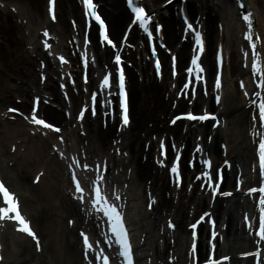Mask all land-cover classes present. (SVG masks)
<instances>
[{"label": "bare ground", "instance_id": "6f19581e", "mask_svg": "<svg viewBox=\"0 0 264 264\" xmlns=\"http://www.w3.org/2000/svg\"><path fill=\"white\" fill-rule=\"evenodd\" d=\"M57 1L56 20L58 22L55 21L54 23L49 19V15L44 9V0H0V105L3 106L4 110L13 107L11 103L14 102V99L21 98L22 103H16V105L20 110H23V116L28 117L31 113L29 102L32 104L36 97H39L40 100H49L51 105H47L43 101L40 107L41 111L48 118L55 120L64 127L63 140L59 142L58 138H54L56 135L52 136L53 134L33 135L32 131L35 130L22 117L15 116V121H13L10 118L7 119L10 115L5 114L3 117L5 119H0V165L5 172L3 178L20 193L22 199L24 198L22 207L31 214V217L35 218L37 226L35 223L33 225L38 233L46 236L47 247L45 251L49 255V262L51 263L54 259L56 264H84L82 253H79L77 234H74V229L75 227L79 229L82 223H85V218H83L77 203L74 204L71 197L65 194L69 176H66L63 158L59 159L56 155L57 153H63V155L71 153L73 156L75 154L81 156V162L93 163L101 160L103 162L106 159L109 165L106 171L107 180L111 179L110 172L114 171L116 167L118 169L122 167V171L125 173L120 172L119 169L118 176H112L114 182L120 184L119 190H124L126 181L130 183L126 191L129 196L126 211L129 214V221H132L136 237L140 238L145 235L146 242L140 249L142 252L143 250L146 252L145 264H149L147 259L149 256L152 259L151 264H168L162 263L161 260L165 254V259H168L170 255L177 256L178 259L173 264H182V262L187 264L185 247L188 242L189 230L185 224L191 212L195 215L200 210L204 212L210 210L218 220H222L221 224L226 223V227L222 226L224 240L217 243V248L221 254L232 255L231 264H241L243 260L237 253L245 251L251 246L252 241V238L246 235V231L239 221L240 211L238 209L244 207V202L241 203L239 199H228L226 203L230 205L225 203L226 206H224V201H219L210 206L204 194L205 190L198 189L197 184L194 185L191 192L189 189L186 190V183L189 180L186 177L180 191L177 188H172L167 179V173L159 170L154 162H151L155 153V146L157 143L159 144L158 140L152 141L150 149L146 152L144 150L146 140L153 133L157 134L158 139L162 137V131H165L173 134L178 144L186 142L184 149L186 156L190 152L191 137L201 132L204 135L211 133V130L204 125L194 128L190 123L186 124V132H183L184 121L171 127H168L165 122V127L159 128V124L164 122L163 119L168 114L174 111L180 114L188 105L182 99L176 100L175 92L170 87L172 84L181 86L180 81L182 79L178 76L174 82L171 80L169 73L170 55L160 49L163 54L164 77L157 81L155 74L150 71L152 64L148 63L147 46L144 43V38L138 35V31L132 29L131 37L128 39L134 46L135 52L127 50L124 47L126 43L121 41V34L131 20L125 6V0H97L100 9L110 23L112 35L116 37L118 49L122 47L125 56L128 52L127 61L134 60L137 70H140L139 75H137L134 69L127 68L130 88V114L133 120L131 127L120 134L115 131V124L118 119H114L113 123L108 121L107 126L104 127L102 115L101 120L86 115L82 124L78 123L72 126V122L77 118L79 106L85 101L87 94L83 92L82 83L78 81L77 88L80 89V92L75 94L70 89V103L63 98V93L58 88L55 77L57 75L56 78L60 81L64 80L61 78V72L58 69L59 64L52 59V54L54 52L59 54L61 51L70 53L72 50H75V53L76 51L77 53L86 52L93 62L87 70L90 77L89 84H83V86H88L89 90L92 91L100 71L104 72L111 66L109 55L112 54V50L110 48L102 49L97 44L96 28L88 32L84 29L83 13L79 0ZM184 1L174 0L167 3L166 0H144L143 3H146L149 10L155 12L156 18L165 25L163 29V43L167 45L165 50L168 49L169 53L178 55L177 62L180 68L185 65L192 43L189 36L186 37V41L182 42L181 40L183 24L175 14V12L179 14V8H184L192 21L198 18L203 23L207 42V54L203 62H205L208 70L214 72L215 67L214 62H211L212 52L210 50H213L218 44L223 47L226 57L222 89L224 98L222 103L215 107V110H218L220 115L225 117L226 124L222 122L220 127L216 129V144L217 140L227 144L230 158L233 159L234 163L238 162V165L243 168L244 175L248 176L246 183H252L255 177L251 175L250 164L253 161L254 153L250 145V138L245 132L248 129L249 118L247 117L251 108L245 109V105L254 99L251 95L256 89L253 85L251 86L252 80H248L249 77L251 78L249 62L253 60L251 59L248 40L243 38L244 30L249 29L248 23L246 24L239 19L240 11L237 8L236 0ZM247 5L253 11L250 18L252 28L249 30L254 35H261L262 45L259 48L261 51L263 50L262 53L264 54V0H247ZM177 23L180 24L179 30L176 27ZM74 24L76 25L75 28ZM45 30H47L48 35L44 34ZM46 38L48 41L51 39L55 44L48 51H44L42 48L47 42ZM86 40L89 41V45ZM61 43H63L64 48H61ZM68 59L70 69L76 72L78 76L83 68L80 67L77 57L70 55ZM42 62L43 67L41 66ZM68 69L66 72L71 71ZM41 73H44L43 77H41ZM140 75L142 81L137 80ZM239 79L246 83L244 90L237 86ZM167 92L169 93L168 97ZM198 98L203 97L200 94ZM204 101L208 107L211 106V100L204 99ZM56 104L59 106V110L53 107ZM195 107L200 110L201 102L196 103ZM65 109L70 113L69 120L65 117ZM162 114L164 118H161ZM253 124L251 121L249 127L255 132L259 127L253 128ZM81 130H85V136L80 134ZM114 139L118 140L116 144H112ZM167 142L170 143L169 138ZM13 145L16 147L15 153H11L10 148ZM55 145L58 147L56 154L52 150ZM211 145L212 142L210 145H206L207 149L210 150ZM215 145H212L214 149ZM111 150L115 153H111ZM117 150L121 152L126 150L129 153L128 158L118 157ZM213 153L220 157L221 150H215ZM144 154L147 158L143 162L142 156ZM12 160L14 165L10 167L9 161ZM128 168L132 170L131 174L127 176L126 170ZM42 170H44L43 176L38 186L27 184L28 172L35 173V176ZM90 170L92 172L86 171L85 175L95 173V168ZM186 174L188 175V173ZM229 180V178L226 179V185H229L227 184ZM21 186L25 188L26 195L20 192ZM111 186L113 187V185ZM148 191H151V198H147ZM167 191H169L168 195L166 194ZM29 197L35 199L34 203L27 202ZM122 197L123 199L127 198L124 193ZM149 199L153 203L155 202L154 205L152 204L153 211L147 210ZM246 204L249 205V202L246 201ZM63 214L68 219L69 217L75 218L73 228L70 229L64 225ZM60 216L61 218L56 220ZM225 216L227 220H225ZM168 217L176 223L175 244L173 246L167 237L168 231L165 227L163 228L164 232L160 229L163 221L165 226L168 224L166 220ZM43 225L44 227H42ZM69 237L70 240L68 241ZM3 238L5 245H7L5 247L6 257H9L8 253L12 252L13 248L16 251L17 261L13 260V264H23L34 258L28 246L30 242L27 241L29 240L27 237L13 233L8 229L3 233ZM161 238L166 239L163 244ZM205 244L206 239L202 236L201 231L198 246L200 251L203 250ZM170 248L174 250L172 254L169 252Z\"/></svg>", "mask_w": 264, "mask_h": 264}, {"label": "snow or ice", "instance_id": "6c2138e0", "mask_svg": "<svg viewBox=\"0 0 264 264\" xmlns=\"http://www.w3.org/2000/svg\"><path fill=\"white\" fill-rule=\"evenodd\" d=\"M85 5V14L86 15H93L95 17V20L99 22V25L101 26L100 32H99V42L102 45H108L112 48L118 47V42L114 40L107 31V26L102 19V17L95 11L96 5L94 4L93 0H83ZM128 4L131 6L132 12L135 14V20L138 21L140 24L144 25L147 28V22L152 20V15H150L146 9L142 6H140L138 3H134V0H127ZM167 2V0H166ZM91 10V12H89ZM53 19H55V15L53 13L52 16ZM187 20V17H185ZM250 16H245V20H249ZM157 31L162 27L161 25H154ZM187 27L189 29L193 28V25L191 23H188ZM248 28L251 29L252 25L251 23L248 24ZM45 35H48L47 30H45ZM148 35L151 37L152 33L149 32ZM196 41L195 43L200 46L199 51H203V41L201 39V34L199 32H196ZM246 37L248 40H252L253 37L251 34L246 33ZM259 38V37H257ZM87 42V40H86ZM45 47H50L47 43H45ZM252 48V55L254 57H260L262 64H257L254 60L251 67L253 69V75L259 74V86L260 88L264 89V54L258 49V46L255 43L251 44ZM155 51V49H153ZM60 60L64 61L65 57L60 56ZM114 60L116 61V64L119 66L117 68L118 72V85H119V95H120V107L123 110L122 113V121L124 124H127L129 122V116H128V109H127V93L125 89V74L123 71V65L121 64L122 57L119 53H116L114 55ZM173 60H175V57H173ZM191 65L186 69V72L189 74H193L190 76V79L185 83L184 87L188 88L190 84H193L197 80H203V76L200 75V73L203 72V68L198 63V56L193 55L191 58ZM41 66L43 67V62L41 63ZM157 70L159 71V60H157ZM173 75H175V68H173ZM44 76V73H41V77ZM87 77L85 76V80ZM111 73H107L103 76L102 80L100 81V84L98 86L99 89L104 88H111ZM216 86H220V79L219 76H217L216 79ZM241 86L243 87V83H241ZM194 91V88H193ZM110 94V93H109ZM247 94V93H246ZM256 96H261L262 93L257 91L254 93ZM93 101H96L98 99V91L91 93ZM217 101H219V96H217ZM40 98L36 97L37 104L39 103ZM255 104L256 101H253ZM88 110V106L85 105L84 108L81 109L78 119H83L84 112ZM12 111H18V109H12ZM92 114L95 115V109H91ZM181 116L187 117L192 120H207L209 117H214V113L204 112L203 114H195L191 111L186 113H181ZM32 116H33V123L43 125L49 129H55V131L59 132L61 129L59 126L55 125L54 123H50L46 121L44 118L39 117L36 114V109L33 108L32 110ZM257 117L259 118V121L262 125H264V99H261L257 105V112L253 114L252 118L253 120H256ZM180 117L174 118L171 122L175 123V119H179ZM218 123V121H217ZM63 139V137H61ZM164 142L161 141V148L164 149ZM166 155V152L163 153ZM60 155H63V153H60ZM74 164L82 166L83 169H91L95 167L96 169V179L93 181L89 187L90 191L88 193V199L92 201L94 205H101L104 204L105 206L103 208H99V211H101L106 217L109 222L110 231L113 234V236L116 238L115 243L119 246V255L124 258V264H137V262L134 259L132 244L129 237V232L127 227L125 226L124 218L122 213L119 210V207L116 203L112 202L109 203V198L105 194V191L102 189L100 183L98 181H103L105 179V176L102 174L101 170L103 172L107 171L106 164L103 163H88V162H81L79 159L74 158L73 159ZM179 154L177 155V159L175 161L174 166L172 167L173 172L178 173V165H179ZM258 162H259V186L258 187H250L247 189L248 192L251 193H257L259 196V203L262 206L261 212L258 217V228L257 232L258 235L264 239V137H260L258 139ZM163 163V161H161ZM190 164L194 165V161H189ZM211 168V161L206 162ZM227 163V161H225ZM202 175H205L208 177L210 185L213 186V191L218 192V183L223 180V175L221 173H217V176L215 179H213L212 172L209 171L207 173H202ZM72 180L75 183V191L80 193L78 199L83 201L85 199V196L83 195L85 192V187L82 185L81 180L77 178V173L75 170L72 171ZM239 187V183H238ZM0 198L3 200V206H0V219H13L18 222V227L33 236L37 241V247L39 248V238L36 236V233L33 231L32 227L30 226V221L25 218V216L21 213L20 207H19V200L15 193L9 190L8 187L5 186L3 181H0ZM151 207V204L149 205ZM11 214V215H10ZM207 215V213H205ZM201 220L204 219V215L200 217ZM249 217L245 216V220H248ZM256 219V218H252ZM71 223V221H70ZM214 223V221H213ZM168 226L171 228H175L176 225L172 222L171 219L168 221ZM191 227L193 229L196 228V224H192ZM249 227H252L251 224H249ZM81 235L83 237V244L86 249H93L95 244L100 243V241H92L89 238V235L85 232H81ZM213 237H215L216 233L213 232ZM193 236H196L195 231L193 232ZM111 239V237H109ZM213 245V249H214ZM115 254V250L114 253ZM190 256L192 257V264H220V261H229L230 257L227 255H220L218 258L216 257L215 252H211L209 254H206L203 260L199 257L197 254V245L195 240L192 243L190 252ZM257 254H259V251H257ZM242 255H249V253L245 252L242 253ZM85 256H88V253L85 252ZM171 259V257H170ZM93 260H99L101 264H110V256L107 254H104V249H100L98 252L95 253L93 256Z\"/></svg>", "mask_w": 264, "mask_h": 264}, {"label": "rangeland", "instance_id": "374dc122", "mask_svg": "<svg viewBox=\"0 0 264 264\" xmlns=\"http://www.w3.org/2000/svg\"><path fill=\"white\" fill-rule=\"evenodd\" d=\"M122 30V29H121Z\"/></svg>", "mask_w": 264, "mask_h": 264}]
</instances>
